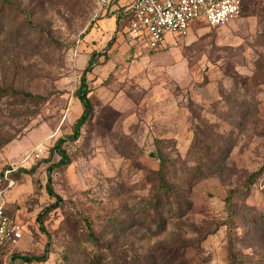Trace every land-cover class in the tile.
<instances>
[{"label":"rangeland","instance_id":"374dc122","mask_svg":"<svg viewBox=\"0 0 264 264\" xmlns=\"http://www.w3.org/2000/svg\"><path fill=\"white\" fill-rule=\"evenodd\" d=\"M7 1L0 202L22 236L4 264H264V0L157 49L95 0ZM92 52L93 115L69 140ZM60 138L70 162L50 177L62 201L43 212ZM161 155L175 188L155 208ZM45 249L41 262L12 257Z\"/></svg>","mask_w":264,"mask_h":264},{"label":"built area","instance_id":"2783aa9c","mask_svg":"<svg viewBox=\"0 0 264 264\" xmlns=\"http://www.w3.org/2000/svg\"><path fill=\"white\" fill-rule=\"evenodd\" d=\"M103 7L112 8L117 0H95ZM244 0H133L124 8L129 19L126 31L149 49H157L176 39L192 26L205 24L213 28L227 25L241 12ZM0 202V264L4 252L22 236L20 223L7 213Z\"/></svg>","mask_w":264,"mask_h":264},{"label":"trees","instance_id":"16d2710c","mask_svg":"<svg viewBox=\"0 0 264 264\" xmlns=\"http://www.w3.org/2000/svg\"><path fill=\"white\" fill-rule=\"evenodd\" d=\"M1 1L8 2L7 0H1ZM244 3H243V5H244ZM106 8L109 9V7H106ZM113 13H114L116 20L122 18L125 22V26L127 25L128 19H129V14L123 7H120L118 9L113 10ZM101 55H102V53H100V52H92L90 57L87 60V64H86L85 68L82 71L80 84L75 91V95L82 105V112L73 125L72 133L68 136L69 140H76L80 134L81 127L84 124H86L88 121H90V119L92 118L93 104H92L90 97L88 95L90 92V88L88 87V84H87L86 74L89 73L93 69L94 64L97 62L98 57H100ZM13 93H20V92H18L17 90H13ZM26 96H29L32 98L35 97L31 94H26ZM63 141H65V139L60 138L52 147V149L60 156L59 160L57 162H55L54 164H50L47 167L48 177H47V183H46V191L49 194V196L55 197L56 200L52 204H50V206L45 208V210L43 212H46L50 209L58 207L62 201L61 197L54 192V190L51 186V177H50L51 175L50 174H51V171L53 170V168L55 166H62V165H65V164L70 162L69 155L67 154L66 150L62 147ZM158 159H159L160 166L156 172L159 182H158V189H156V191H155V200H154V207L155 208H157L159 205H161L163 197L165 195H167L168 193L170 195V193L175 188V184H173V182H168V180H167L168 173L171 174V170L169 169V165H170V163H172V161L169 160V158L164 156V155H161ZM253 175L254 174H252V176ZM43 212H41L39 214V216H41V214ZM12 257L14 259L18 258V259H20L24 262H27V263L33 262V261L41 262V261H44L47 257V249H45L43 251V253L38 254V255L13 254Z\"/></svg>","mask_w":264,"mask_h":264},{"label":"crops","instance_id":"0c3cea01","mask_svg":"<svg viewBox=\"0 0 264 264\" xmlns=\"http://www.w3.org/2000/svg\"><path fill=\"white\" fill-rule=\"evenodd\" d=\"M133 0H117L116 3L112 6V8H109L107 9L109 11V15H113L114 16V13H113V10L115 9H118L120 7H123V8H127L129 7V4L132 2ZM246 0H244L245 2ZM243 2V3H244Z\"/></svg>","mask_w":264,"mask_h":264}]
</instances>
